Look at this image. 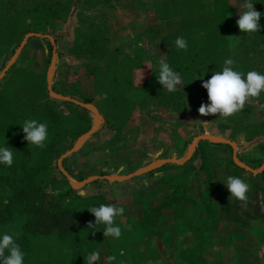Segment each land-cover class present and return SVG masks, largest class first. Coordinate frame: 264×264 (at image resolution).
Wrapping results in <instances>:
<instances>
[{"label": "rangeland", "instance_id": "374dc122", "mask_svg": "<svg viewBox=\"0 0 264 264\" xmlns=\"http://www.w3.org/2000/svg\"><path fill=\"white\" fill-rule=\"evenodd\" d=\"M116 1L120 0H0V72L6 66L26 33L49 34L55 40L54 45L57 52L56 69L52 79L53 90L84 102H86L85 99L91 97L94 101L90 103L96 104L103 114V119L105 115L107 119L114 120V115L107 112V109H110L107 106L111 104L107 95H111L113 90L110 75L123 74L127 84L126 86L121 85V88L126 92V102L131 105L138 101L139 111L143 109L146 114L145 120H155L159 124L158 128L165 130L168 127L165 120H170V118L165 116L164 111H176L170 107L164 108L166 102L162 100L163 97L166 98V96L172 94L170 95V92L168 93L166 90H162L163 97L155 92L148 95H135L132 93L129 89L128 80L132 71L131 67L138 62L130 57L133 51L131 45H122L119 42H127V33L131 29H145L146 27H150L147 33L148 36L156 39L158 29L153 25L158 22L157 19L164 23L167 22L165 28L171 29L169 33L174 32L180 21L178 15H176L180 5L175 6V1L170 2L168 0H139L149 6L150 12H145V8L144 11L134 12L132 0H121L125 3H121V7L114 8V4H119ZM202 1L204 12L208 13L215 21L218 19L217 22H211L210 25L214 27L218 24L222 25L228 33L227 44L205 47L210 54L204 60L202 67L205 80L209 79L215 71L222 70L223 61L227 58H232L235 61L234 70L245 74L250 70H256L264 74V36L259 31L254 33L243 32L237 24L239 7L242 5L243 0ZM253 3L256 10L262 14L259 23L264 27V0H253ZM159 8L166 9L160 11ZM167 13L175 15L166 18ZM138 16L142 17L143 24L132 28L131 22L135 20L133 18H139ZM167 37L160 41L166 54L171 44V39L167 40ZM196 39L200 42L201 35L197 34ZM215 51L217 55L211 57V54ZM51 53L52 44L48 38L29 37L14 63L0 79V146L6 144L11 148L14 156L11 167L0 164V197L2 198L9 196L12 192L11 184L19 183L21 180L18 181L17 177L23 175L25 167H29L31 168V170H27L30 171L29 173L36 171L35 175H38L40 172L39 175L42 178L48 176L49 169H52L56 174L54 177L57 179L54 181L49 179L45 186L44 183H41L44 192L47 194L44 203L54 202V197L61 191L62 185L66 188L70 187L69 180L57 166V159L91 126L93 112L90 109L72 102L54 99L48 94L46 72L51 60ZM208 59L209 63H206ZM197 89V83L187 80L185 86L183 81L176 90L182 94L177 101V106H179L180 113H182V120H196L190 140L183 144V148L188 150L193 137L196 135L221 136L235 143L236 155L242 163L253 169L259 168L264 162V91L261 92L258 99L250 98L242 111L231 117L223 118L219 114L202 116L199 113L198 109L201 104L210 103V101L207 89L205 102L198 97ZM183 106H187V108H183ZM122 112H124L125 119L127 111L122 109ZM26 119H36L47 123L48 137L53 134L56 135L55 139H57L53 143L54 148L52 150L43 151V153L41 150L36 149L32 152L33 145L24 139L25 133L21 126ZM138 119L136 109L132 120ZM51 120H54L55 128L52 127ZM116 120L122 121L118 115ZM199 120L205 122L201 130H199L201 125ZM102 126H104V123ZM151 126L154 127V123ZM104 129L106 128L104 127ZM150 129V127L147 129L142 128L139 131L140 138H148L152 134ZM134 130L137 131L138 126H134ZM161 132V138H165L163 134H166V131ZM181 132L184 136L187 135V130L184 128H181ZM110 133L107 129L97 132L81 150L64 158L65 164L62 163V166L71 174L70 181H81L90 175H109L107 170L114 164L109 161L107 151L104 149L96 151L93 146H95L98 139V141L103 140ZM167 134L171 136V141L166 142V144H161L159 141H146L147 144H144L142 149L147 155L138 164L144 166L156 159L174 157L182 160L185 157L180 156L178 158L177 156L164 155L165 152L162 150L172 149L171 152L173 153V147L175 145L179 146L177 144L179 141L178 136L175 135L176 141H174L172 133ZM136 142H139L141 146L142 141H134L135 147L138 146ZM117 143H121V141H118L115 137V141L107 146L108 149L115 148ZM169 143L170 146H168ZM210 144L206 141L199 143L198 151L195 149L196 151L194 150L189 158H193L195 153L197 161L194 160V165L184 171L186 172L184 177L181 179L176 178L178 183L183 184L179 195L184 203L183 206H187L188 210L197 215L202 212L203 216L209 206L205 203L196 202L201 193L195 183L205 181L209 186H213L218 182L221 173L218 167L222 166L229 175H231L230 168L226 166L233 169L240 168L232 160L230 145ZM91 147L93 151L82 155ZM201 149L209 151H206L199 158L198 156L202 154L199 153ZM159 150L163 152L161 155H158ZM211 150H219L215 151L216 160L213 163L210 158ZM20 164L21 166H19ZM170 164L177 165L175 163ZM242 171L246 172L245 176L247 174L254 176L252 172L244 169ZM5 174L16 179L6 180L4 178ZM93 182L105 183L107 181L99 179ZM192 182L194 183L191 185ZM91 184L89 183L90 186ZM184 199L187 202L183 201ZM65 202L67 201L65 200ZM85 202L77 203V205L78 211L86 218L85 227L87 228L84 229L87 232L86 236L91 238L90 242L92 244L88 249L96 250L100 254L104 239L108 240L107 242L111 246L118 245L119 241L117 239L104 236L99 225L95 231L88 228L89 222L95 223V216L87 209L92 205ZM251 205L253 204L251 203ZM169 211L168 209L158 208L152 213H156V216H158L161 213L162 215L168 214ZM148 223H153V220H149ZM12 230L14 231L15 228ZM133 248L135 249V246ZM261 255L260 253L257 254L258 264H264ZM99 261L100 255L98 261L94 264H98Z\"/></svg>", "mask_w": 264, "mask_h": 264}, {"label": "crops", "instance_id": "0c3cea01", "mask_svg": "<svg viewBox=\"0 0 264 264\" xmlns=\"http://www.w3.org/2000/svg\"><path fill=\"white\" fill-rule=\"evenodd\" d=\"M116 2L119 4H114V8L117 6L121 7L120 4L125 3V1L121 0ZM131 3L134 12L144 11V8L145 12H150L149 6L144 2L132 0ZM138 17L133 18L135 20L131 22L132 28L143 24L142 17ZM156 21L158 22L153 25L158 29L156 39L148 36L147 33L150 27H146L145 29H131L127 33V42H119L122 45H131L133 51L130 57L139 64L131 69L129 80V89L135 95H148L152 91L157 82V78L154 80V74L159 69L158 59L161 54L166 58V53L160 41L167 37L171 29L165 28L167 22L164 23L160 19ZM159 87L163 91L166 90L160 83ZM108 98L111 104L107 106L110 107L107 112L112 115L114 114L113 109L115 108L116 99H113L112 96ZM94 105L96 106V104ZM139 107L138 101L131 104L128 115L121 122L119 120H106L105 115L103 119V114L100 112L103 120H101L98 129L92 136L106 129L111 133L103 140L98 141V139L93 149L96 151H102L103 149L107 151V156L110 158L109 161L114 164L107 170L109 175H125L143 167L142 164L138 163L147 155L142 149L144 144L146 145L151 140L166 144V142L171 141V136L167 133H172L174 141H176L175 135L178 136L179 141L177 144L179 146L175 145L173 147V153L171 152L172 149L166 150L168 149L166 148L162 150L165 152L164 155L180 158V156L184 157L187 154L183 144L190 140L196 120H182V113L178 114L166 110L164 111L165 116L170 118V120H165L168 127L165 130H160L158 122L145 120L146 114L143 109L139 111ZM169 107L170 105H166L164 108ZM136 109L139 119L132 120ZM103 123L104 126H102ZM153 123L154 127L151 126ZM51 124L55 128L54 120L53 122L51 121ZM134 126H138L137 131L134 130ZM149 127L152 134L146 139L140 138L139 131L142 128L147 129ZM181 128L187 130L186 136L181 132ZM161 131H166V134H163L165 138H161ZM63 132L65 134L64 129ZM53 136L51 134L47 141ZM115 137L121 143H117L115 148L109 150L107 146L112 141H115ZM90 138L76 151L81 150L89 143L91 141ZM137 140L142 141V144L140 146L139 142H136L138 146L135 147L133 142ZM201 142L197 143L196 150ZM206 143H211L210 145L217 144L209 141H206ZM168 146H170V143ZM93 149L92 147L89 148L82 155L93 151ZM76 151L73 153H76ZM206 151L209 150H199V153L202 154L198 157L201 158ZM215 151L219 150L210 151L212 163L216 160ZM73 153L70 155H73ZM161 153L163 152L159 150L158 155H161ZM196 156L194 153L193 158L182 164H177L176 166L170 163L164 164L147 172V174L137 175L123 181H107L105 183H94L92 181L90 182L92 183L91 186L87 184L78 189L72 188L73 192H67L65 200L73 207H78L77 203L87 201L85 203H90L92 206H98L100 203H117V207H123L125 210L123 215L114 218L115 225L121 228V237L117 239L119 243L116 246H111L107 242L109 244L108 248L102 246L103 249L100 252L98 264H109L107 257L111 255H116L117 257L111 264H258V253L262 254L261 256L264 259V210H262L264 209V174L261 172L253 174L254 176H249V174L245 176L246 172L242 171L241 168L233 169L226 166L230 168L231 175L240 176L250 185V190L247 194L250 202L249 206L244 209L241 208L240 202L235 198L229 199L231 193L224 183L229 174L226 173L222 166L218 167L221 173L215 185L209 186L205 181L195 183L201 193L196 202L205 203L209 206L204 216L202 212L197 215L188 210L187 206H183L184 203L179 197L182 190L181 185L183 184L178 183V179L186 175L184 171L194 165V160L197 161ZM62 163L63 165L65 164L64 159ZM52 172L53 170L49 169L48 175ZM176 178L178 179L176 180ZM55 179L57 178L52 177L51 181ZM66 189L68 187L66 188L62 185L61 191L57 196L66 194ZM108 194L113 200L106 197ZM183 201L187 202L186 199ZM158 208L170 211L168 214L162 215L161 213L156 216V213L153 214L152 212H155ZM151 217L155 221L149 224L148 221ZM82 218L85 223L86 218L83 215ZM101 226L99 225L100 229H102ZM133 246H135V249ZM120 253H123V255Z\"/></svg>", "mask_w": 264, "mask_h": 264}, {"label": "trees", "instance_id": "16d2710c", "mask_svg": "<svg viewBox=\"0 0 264 264\" xmlns=\"http://www.w3.org/2000/svg\"><path fill=\"white\" fill-rule=\"evenodd\" d=\"M168 1H175V6L180 5L176 13L180 21L176 30L167 35V40L171 39V44L165 59L173 70L181 74L184 86L187 80L198 84V97L205 102L206 89L202 86L205 74L202 67L204 60L210 55L205 47L227 44L228 33L222 25L218 24L216 27L210 25L215 20L204 12L202 0ZM159 9L160 11H165L163 8ZM174 15L173 13H167L165 17ZM217 21L218 19L215 22ZM259 32L264 36L263 26H261ZM197 34L201 35L200 42L196 39ZM180 36L187 40V50L176 48L175 40ZM216 51L211 54V57L217 55ZM206 63H209V59ZM137 65L139 64L136 63L131 69ZM158 71L159 69L154 74V80L157 78ZM123 76V74L116 73L110 75V83L113 90L111 95H107V97L112 96L113 99H116L115 108L113 109L114 120H116L117 115L121 120H124L122 109L127 111L125 116L128 115L131 109L130 103L126 102V92L121 88V85L126 86L127 84V80ZM156 81V85L150 94L155 92L163 97V91L159 87L158 79ZM170 95L166 96V98L163 97L162 101L166 102L165 105H170L173 110L180 113L181 110L177 106V101L182 94L174 91L170 92ZM85 100L86 102L94 101L91 97ZM183 108H187V106H183ZM106 120L108 119L106 118ZM51 121L53 122V120ZM199 121L201 123L200 129H203L205 122L203 120ZM55 138L56 135L46 141V147L44 148H38L33 145L31 148L32 152L36 149L42 152L52 150L54 148L53 143L57 140ZM27 170H31V168L25 167L23 175L17 177L18 181L21 180L19 183L11 184L12 192L9 196L7 198L0 197V236L5 233L13 235L15 242L19 244L25 254L24 264H85L84 256L86 257L92 251L88 249L92 245L90 242L91 238L86 236L85 223L78 211L79 208L70 206L69 203L65 202L67 192H73L72 188L66 189L65 195L54 197V202L45 204L44 200L47 194L44 192L45 190L41 183H44L45 186L47 181L56 174L52 172L47 177L42 178L39 175L40 172L35 175L36 171L29 173L30 171ZM262 174H264V170ZM4 178L9 181L16 179L7 174L4 175ZM149 220H152V218ZM102 226L101 228L103 229ZM13 228H15L14 231L12 230ZM102 246L108 248L107 240H103Z\"/></svg>", "mask_w": 264, "mask_h": 264}, {"label": "clouds", "instance_id": "9594fccd", "mask_svg": "<svg viewBox=\"0 0 264 264\" xmlns=\"http://www.w3.org/2000/svg\"><path fill=\"white\" fill-rule=\"evenodd\" d=\"M261 12L257 11L253 0H243L239 7L238 27L246 33L260 31L259 23ZM177 49L187 50L188 42L183 37L175 40ZM235 61L227 58L223 61L222 70L215 71L211 77L203 81V87L207 89L210 103H202L198 111L202 116L219 114L220 117L228 118L245 108L250 98L258 99L264 91V74L256 70H250L246 74L234 70ZM158 82L169 92H174L177 86L182 83L181 74L170 66L163 54L158 59ZM25 133L24 139L29 144L38 148L46 147L48 139V125L36 119H26L21 124ZM14 162L13 151L6 144L0 146V164L11 167ZM226 187L231 193V198L240 202L241 208L246 209L250 202L247 195L250 185L240 176L229 175L224 180ZM95 216V223L89 222L88 228L93 231L98 225H104L103 234L105 237L119 239L121 228L115 225L114 218L124 213L123 207H117V203H100L98 206L87 208ZM264 210V209H262ZM7 251V254H6ZM123 255V253H120ZM24 253L11 234L0 236V262L2 264H24ZM99 252L93 250L84 256L85 264H94L99 259ZM116 255L107 257L109 264L116 260Z\"/></svg>", "mask_w": 264, "mask_h": 264}, {"label": "water", "instance_id": "95a60500", "mask_svg": "<svg viewBox=\"0 0 264 264\" xmlns=\"http://www.w3.org/2000/svg\"><path fill=\"white\" fill-rule=\"evenodd\" d=\"M32 36L48 38L52 44L51 60H50V63H49V66H48V69L46 72V88H47L48 94L54 99L72 102V103L77 104L81 107L88 108L93 112V120H92V124H91L90 128L84 134H82L79 138H77L75 140V142L73 143V145L68 150H66L64 153H62L57 159V166L61 170V172L66 176V178L69 180V184H70L71 188H73V189L81 188V187H83V186H85V185L89 184L90 182L97 180V179H103V180L110 181V182H119V181L126 180L128 178L137 176V175L147 173V172H149V171H151V170H153L159 166H162L164 164H168V163L182 164L190 158V156L194 152V150L197 146V143L199 141H209V142H213V143L228 144L232 148V160L238 167H240L244 170H247L249 172H252L253 174L261 173L264 170V162L257 169H253L250 166H247L246 164L242 163L236 155V145L233 141H230L227 138H224L221 136L209 135V134H200V135H196L193 137L192 142L188 147L187 154L182 160H179V159L174 158V157L161 158V159L154 160V161L146 164L145 166L138 168L137 170L130 172L128 174H125V175H108V174L90 175L86 179H83L81 181H76V182L70 181V175L63 168L62 160L65 157H67L68 155H70L73 152H75L76 150H78L92 136V134L98 129L99 124L101 123V120H102V116H101V113L98 110V108L93 103L84 102V101H81V100L74 98L72 96L65 95V94H62V93H59V92H56L55 90H53L52 79H53L55 69H56L57 52L55 50V45H54L55 40L49 34H42L40 32H28V33H26L23 36L22 40L20 41L18 47L14 51L13 55L9 58L8 62L6 63V66L1 70L0 79L6 73V71L10 68V66L14 63L19 52L22 50V47L26 43L27 39L29 37H32ZM106 197L110 200H113V198L109 194L106 195Z\"/></svg>", "mask_w": 264, "mask_h": 264}]
</instances>
